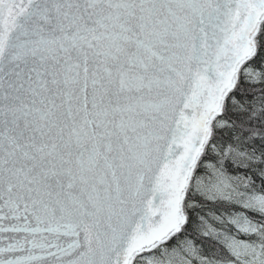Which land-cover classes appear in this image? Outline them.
<instances>
[{
    "label": "snow or ice",
    "instance_id": "1",
    "mask_svg": "<svg viewBox=\"0 0 264 264\" xmlns=\"http://www.w3.org/2000/svg\"><path fill=\"white\" fill-rule=\"evenodd\" d=\"M0 264H264V0H0Z\"/></svg>",
    "mask_w": 264,
    "mask_h": 264
}]
</instances>
